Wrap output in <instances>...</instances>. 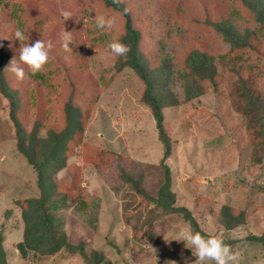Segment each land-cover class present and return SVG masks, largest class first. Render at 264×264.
I'll list each match as a JSON object with an SVG mask.
<instances>
[{
  "label": "rangeland",
  "instance_id": "rangeland-1",
  "mask_svg": "<svg viewBox=\"0 0 264 264\" xmlns=\"http://www.w3.org/2000/svg\"><path fill=\"white\" fill-rule=\"evenodd\" d=\"M122 3L144 32L141 51L162 103L172 207L186 209L200 231L238 253L236 264L264 262V26L241 0ZM104 9L100 0H0V49L25 70L23 81L10 69L5 75L19 127L0 87V231L7 264L196 259L179 237L192 226L182 212L159 204L164 146L144 102L146 86L128 56L107 47L122 43L123 19ZM63 11L71 13L68 20ZM98 16L112 26L98 28ZM218 22L230 25L243 46L234 47L212 24ZM18 29L25 45L52 42L43 72L32 75L20 63ZM62 33L70 34V51L61 46ZM25 152L37 162L48 155L46 208L56 238L73 253L46 255L40 248L24 257L18 249L25 202L42 195ZM232 217L242 222L229 229Z\"/></svg>",
  "mask_w": 264,
  "mask_h": 264
},
{
  "label": "trees",
  "instance_id": "trees-1",
  "mask_svg": "<svg viewBox=\"0 0 264 264\" xmlns=\"http://www.w3.org/2000/svg\"><path fill=\"white\" fill-rule=\"evenodd\" d=\"M101 5L104 6V11L113 12V14H118L122 17L124 27L126 29L125 36L122 40V43L129 46L130 51L127 53V64L131 67L141 78L144 85L146 86V91L144 93V102L152 109L154 119L156 121V126L159 132V139L164 146V157L162 164L165 168V184L163 189L160 191L161 201L159 204L166 208L169 211L173 212H182L188 223L192 226L193 232H199L202 236L210 237L204 232L199 230L197 222L192 218L191 214L184 208H174L173 197L168 191L170 186V171L169 167L164 164L166 158L170 155L171 143L169 138L165 135L164 126H163V112H162V103L159 96L157 95L155 87V79L151 70L147 67V61L144 59L141 47L144 40V32H142L139 27V21L134 17L136 14L130 9L127 13L124 12L126 8L123 3L114 4L113 0H100ZM263 0H241L242 4L248 9V11L254 16V18L259 21V23L264 26V3ZM142 23L146 21V18H142ZM223 23V22H222ZM214 26H217L218 30L224 33L225 37L230 40L234 47H242L243 44L240 38V35L229 25H223L221 22L212 23ZM12 58L7 57L2 50L0 49V87L3 89V92L9 98L12 106V113L14 121L17 127L20 126L18 121L17 114L18 102L14 99V94H12L10 88L7 85L5 75L7 71L5 69L10 66ZM70 98L74 100L75 95L73 94ZM69 102H73V100ZM16 102V103H15ZM20 141L22 144V137L20 135ZM22 150L24 149L20 145ZM26 153V152H25ZM29 158L30 163L36 168L39 178V186L41 188L42 195L38 199H29L25 202V207L22 212L23 221L25 224L24 228V239L18 244V249L20 253L25 257L29 250H39L42 248V253L46 255L55 254L59 250L66 248L70 252H74L76 249L63 238H56L55 236V227L52 218L49 215V212L46 208L47 203V187L45 185V170L46 165L49 162L48 155L43 157L41 162H37L31 158L30 155L26 153ZM233 223L226 224L227 228L231 229L242 222L240 217L235 220V217H232ZM254 240H260L256 237H253ZM262 240V239H261ZM2 234L0 231V264H7L5 260V252L1 245ZM82 255L87 259L88 257L82 252Z\"/></svg>",
  "mask_w": 264,
  "mask_h": 264
},
{
  "label": "clouds",
  "instance_id": "clouds-1",
  "mask_svg": "<svg viewBox=\"0 0 264 264\" xmlns=\"http://www.w3.org/2000/svg\"><path fill=\"white\" fill-rule=\"evenodd\" d=\"M114 4L122 3V0H113ZM129 9L125 8L124 12L127 13ZM62 17L68 20L71 13L68 11L62 12ZM96 19V26L100 29L112 26L111 19H105L103 16H98ZM16 40L20 42L21 48L19 49V60L22 65L27 66L28 71L32 75L43 72L45 65L49 61V53L53 48L51 41L47 44L41 39L36 40L34 43L25 45L23 41L25 36L19 29L15 32ZM70 34L62 33L61 41L62 48L65 51H70ZM107 47L118 56H125L130 51L129 46L120 42H111ZM17 65L16 59L13 58L10 66L5 69L11 70L19 81L25 79L24 67ZM180 239L185 243V247L192 250V256L195 257L194 264H204L205 261H215V264H236L238 260V253H234L230 246L226 245L219 237H205L199 232H192L188 229L182 230L179 233ZM185 264H189L186 260ZM256 264H264V262L257 261Z\"/></svg>",
  "mask_w": 264,
  "mask_h": 264
}]
</instances>
